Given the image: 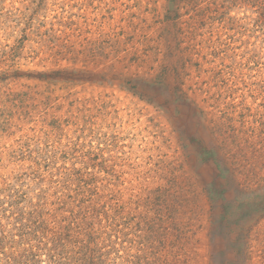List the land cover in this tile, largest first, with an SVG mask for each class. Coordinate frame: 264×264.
Returning a JSON list of instances; mask_svg holds the SVG:
<instances>
[{
    "label": "rangeland",
    "instance_id": "1",
    "mask_svg": "<svg viewBox=\"0 0 264 264\" xmlns=\"http://www.w3.org/2000/svg\"><path fill=\"white\" fill-rule=\"evenodd\" d=\"M200 8L199 0H0V190L45 169V153L57 164H99L101 193L127 211H142L147 197L156 215L158 187L199 196L182 207L184 229L131 222L121 233L131 264H264V29L247 8L237 44L245 65L223 66L227 102L237 105L212 119L220 129L226 115L243 122L224 128L241 131L227 147L233 175L218 179L207 153L218 129L192 102L183 64L188 55L199 69L219 67L211 44L194 48ZM214 181L226 199L208 198Z\"/></svg>",
    "mask_w": 264,
    "mask_h": 264
},
{
    "label": "trees",
    "instance_id": "2",
    "mask_svg": "<svg viewBox=\"0 0 264 264\" xmlns=\"http://www.w3.org/2000/svg\"><path fill=\"white\" fill-rule=\"evenodd\" d=\"M199 2L198 34L201 46L194 48L201 52L211 44V55L220 60L219 67L211 71L199 69L200 62L193 61L188 55L183 56V64L188 69L186 76L189 78L186 80L191 81L189 85L191 88L196 85V98L192 102L200 107V115L213 124V129H218L216 145L209 148L207 153L218 167V179L225 180L233 175L228 163L234 158L229 156L227 147L238 130L235 127L226 134L224 128L241 124L243 114L239 120L226 115L222 119L226 123L223 129L212 118H220L221 113L237 105L227 102L231 79L223 68L228 67V60L234 71L236 65H245V49L240 51L243 45H237L243 43L246 36L249 14L245 13L247 8L259 13L258 20L264 29V0ZM258 2L261 11L255 10L258 9ZM206 33L211 35L209 41L205 39ZM205 71L208 77L204 76ZM222 105L225 107L221 108ZM44 155L49 159L48 163L43 164L45 169L39 162L40 166L32 171L28 179H17L0 190V264H42L41 257L45 255L42 254L43 249L50 252L46 254L50 264L53 261L54 264H131L135 256L130 253L132 248L125 245L131 240L121 233L128 231L133 223L141 226L148 223L151 227L168 224L169 228L175 224L184 229L191 221L184 219L182 207L186 201L199 197L196 192L192 199L187 191L179 193L171 187H158L157 202L152 201L157 214L151 213V201L148 202L150 198L147 197L138 203V207L144 209L134 213L115 202L116 195L107 197L101 193L102 184L96 175L99 164L79 167L57 164L50 160L47 153L43 154L42 159H45ZM90 168L93 170L90 171ZM205 191L209 199L219 202L222 201L221 193L226 199L228 188L214 181L208 186L206 184ZM261 218L264 219V215ZM98 250L104 251L107 257L97 260ZM221 261L220 264H228L226 260Z\"/></svg>",
    "mask_w": 264,
    "mask_h": 264
}]
</instances>
